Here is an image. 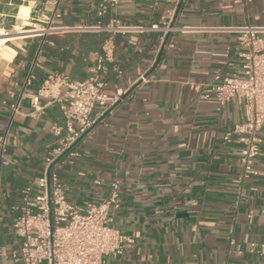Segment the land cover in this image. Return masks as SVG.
Returning <instances> with one entry per match:
<instances>
[{"label":"crops","instance_id":"0c3cea01","mask_svg":"<svg viewBox=\"0 0 264 264\" xmlns=\"http://www.w3.org/2000/svg\"><path fill=\"white\" fill-rule=\"evenodd\" d=\"M98 11L92 0H0V264H22L10 256L21 190L39 192L46 154L66 135L56 102L64 88L43 92L44 83L86 79L94 54L104 93L118 101L92 113L77 156L56 171L78 206L119 183L110 215L134 243L109 264H264V175L240 181V147L223 141L245 108H219L191 88L237 72L234 29L264 28V0H124ZM95 26L128 30H83ZM254 167L264 172V153Z\"/></svg>","mask_w":264,"mask_h":264},{"label":"built area","instance_id":"2783aa9c","mask_svg":"<svg viewBox=\"0 0 264 264\" xmlns=\"http://www.w3.org/2000/svg\"><path fill=\"white\" fill-rule=\"evenodd\" d=\"M122 1L92 0L99 8V16ZM158 1L151 0L152 7ZM83 30L123 32L128 28L95 26ZM173 30L166 27L167 32ZM234 30L238 33L237 56L240 60L237 72L230 76L216 74L212 83L196 84L191 88L201 99L212 100L219 108L232 100L245 108L246 119L234 124L223 137L225 143L240 147L242 172L239 180L243 182L252 176L264 175L254 167L255 160L264 153V28L244 26ZM50 31L51 27H48L39 33L43 35ZM94 57L96 66L86 79L70 82L63 75H51L44 83L43 92L49 86L64 88L56 102L65 119L66 135L46 154L44 175L36 183L39 192L32 194L31 186L21 190V201L11 225L18 246L10 256L16 263L109 264L123 255L127 244L134 243L131 237L113 226L110 215L111 210L120 206L118 182L110 185L107 197L100 203L78 206L68 201L56 171V165L64 158L77 156V142L95 124L92 113L97 108L104 112L118 101L117 97L104 93L101 79L106 70L104 60L99 54H94ZM37 102L38 97L31 99L34 110H37ZM4 143L5 137L2 136L0 149ZM255 248V244L250 245L251 252ZM259 251L264 254V245L259 246Z\"/></svg>","mask_w":264,"mask_h":264}]
</instances>
